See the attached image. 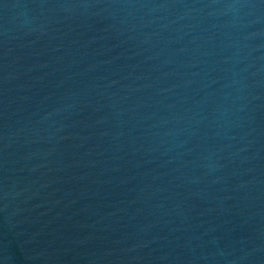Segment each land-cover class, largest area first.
<instances>
[{
    "label": "water",
    "instance_id": "95a60500",
    "mask_svg": "<svg viewBox=\"0 0 264 264\" xmlns=\"http://www.w3.org/2000/svg\"><path fill=\"white\" fill-rule=\"evenodd\" d=\"M0 264H264V0H0Z\"/></svg>",
    "mask_w": 264,
    "mask_h": 264
}]
</instances>
